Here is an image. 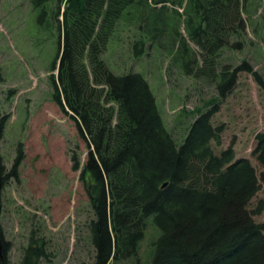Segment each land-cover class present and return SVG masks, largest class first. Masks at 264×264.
<instances>
[{
	"label": "trees",
	"instance_id": "1",
	"mask_svg": "<svg viewBox=\"0 0 264 264\" xmlns=\"http://www.w3.org/2000/svg\"><path fill=\"white\" fill-rule=\"evenodd\" d=\"M49 1L32 4L43 8ZM55 1L58 50L51 65L56 71L50 74L52 99L74 122L88 151L82 165L72 157V169H81L89 197L93 264L131 259L148 224L154 225L157 236L150 242L147 264H264V224L252 218L264 201L256 210L248 209L259 190L258 178L248 159L234 160L231 147L213 152L210 142L218 143L222 131L212 124L214 107L196 113L179 144L165 128L144 76L131 71L114 74L103 60L109 40L120 21L131 18L136 0ZM244 1L139 0V4L165 12L171 8L177 22L182 17L186 37L198 50L196 54L177 33L171 44L174 58H179L185 73L213 81L223 98L242 71L264 90L263 77L247 61L232 70L215 68L223 47L239 46L230 44V38L245 29ZM138 19L142 22L144 17ZM153 31L154 37L141 35V48L146 40L150 45L158 38L160 32L156 27ZM2 131L0 125V140ZM252 156L264 180V133L256 134ZM3 169L0 154L4 184ZM14 169L15 165L12 173ZM1 241L0 264H7L8 243ZM45 256L42 241L31 240L20 264H36Z\"/></svg>",
	"mask_w": 264,
	"mask_h": 264
},
{
	"label": "rangeland",
	"instance_id": "2",
	"mask_svg": "<svg viewBox=\"0 0 264 264\" xmlns=\"http://www.w3.org/2000/svg\"><path fill=\"white\" fill-rule=\"evenodd\" d=\"M134 2L138 4L129 11L131 18H123L109 40L104 62L114 74L131 71L144 76L165 128L179 144L196 113L214 107L212 124L222 131L219 142L210 145L215 154L231 147L234 160L250 161L259 190L248 209L256 210L264 201V180L252 150L256 134L264 133V90L242 71L231 91L219 97L213 81L185 73L179 58H174L171 44L177 33L196 54L198 50L186 37L182 17L177 22L171 8L165 12ZM56 4L50 0L42 8L34 7L32 0H0V154L5 176L0 231L8 243L7 264H20L25 247L37 239L46 256L36 264H93L89 197L81 169H72V157L82 165L88 151L74 122L52 99L51 65L58 50ZM244 5L245 29L230 38V44L239 42V46L223 47L215 68L232 70L247 61L264 79V0H245ZM177 9L181 14L182 9ZM58 19L61 23V16ZM155 27L160 35L141 48V35L154 37ZM252 218L264 224V202ZM152 226L147 225L131 259L110 264H147L150 242L157 236Z\"/></svg>",
	"mask_w": 264,
	"mask_h": 264
},
{
	"label": "water",
	"instance_id": "3",
	"mask_svg": "<svg viewBox=\"0 0 264 264\" xmlns=\"http://www.w3.org/2000/svg\"><path fill=\"white\" fill-rule=\"evenodd\" d=\"M1 185H2V183H1V176H0V189H1ZM2 250V244H1V239H0V251Z\"/></svg>",
	"mask_w": 264,
	"mask_h": 264
}]
</instances>
